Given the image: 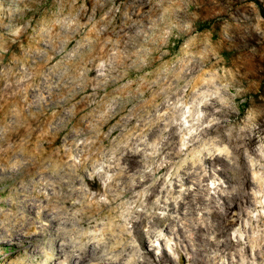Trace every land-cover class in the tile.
I'll list each match as a JSON object with an SVG mask.
<instances>
[{"label": "clouds", "instance_id": "clouds-1", "mask_svg": "<svg viewBox=\"0 0 264 264\" xmlns=\"http://www.w3.org/2000/svg\"><path fill=\"white\" fill-rule=\"evenodd\" d=\"M0 264H264V0H0Z\"/></svg>", "mask_w": 264, "mask_h": 264}]
</instances>
